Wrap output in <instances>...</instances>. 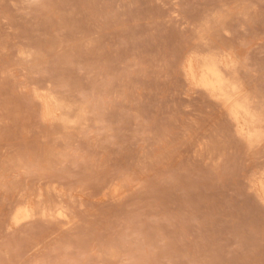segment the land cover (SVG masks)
<instances>
[{
    "label": "rangeland",
    "instance_id": "obj_1",
    "mask_svg": "<svg viewBox=\"0 0 264 264\" xmlns=\"http://www.w3.org/2000/svg\"><path fill=\"white\" fill-rule=\"evenodd\" d=\"M263 175L264 0H0V264H264Z\"/></svg>",
    "mask_w": 264,
    "mask_h": 264
},
{
    "label": "bare ground",
    "instance_id": "obj_2",
    "mask_svg": "<svg viewBox=\"0 0 264 264\" xmlns=\"http://www.w3.org/2000/svg\"><path fill=\"white\" fill-rule=\"evenodd\" d=\"M226 57L219 55H209L202 58L189 57L188 63L186 62V73L192 84L207 93L226 110L240 137L249 141L248 143H253L258 140V132H260L258 130L262 121L254 113V108L252 109L250 100L246 98L242 89L236 82L228 78L227 73L233 69L234 62ZM49 104L51 103L49 102ZM44 107L46 106L44 105ZM259 190L264 199V175L259 180ZM61 213L58 214L60 218L63 217Z\"/></svg>",
    "mask_w": 264,
    "mask_h": 264
}]
</instances>
